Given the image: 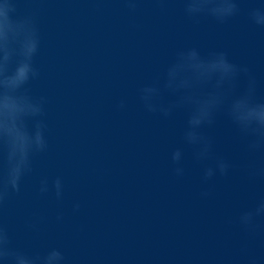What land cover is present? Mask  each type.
<instances>
[{"label":"water","instance_id":"95a60500","mask_svg":"<svg viewBox=\"0 0 264 264\" xmlns=\"http://www.w3.org/2000/svg\"><path fill=\"white\" fill-rule=\"evenodd\" d=\"M131 2L17 0L18 15L37 14L41 76L30 88L47 99L49 148L0 205V226L12 246L59 248L66 264H264V218L255 234L237 223L264 197V176L248 171L264 157L247 153L220 117L206 134L232 162L229 174L203 183L204 166L186 149L177 177L171 153L182 145L186 112L164 117L140 100L177 51L192 47L223 49L247 64L264 95V28L248 18L256 0H239V15L223 24L190 19L184 0ZM57 176L63 199L41 195L40 180Z\"/></svg>","mask_w":264,"mask_h":264},{"label":"clouds","instance_id":"9594fccd","mask_svg":"<svg viewBox=\"0 0 264 264\" xmlns=\"http://www.w3.org/2000/svg\"><path fill=\"white\" fill-rule=\"evenodd\" d=\"M130 7L135 4L130 0ZM17 0H0V205L10 192L19 193L25 177L34 172L35 158L48 151V124L45 96H34L31 84L40 79L36 57L41 49V33L36 12L17 13ZM185 14L193 20L211 18L226 23L240 13L239 0H184ZM252 24L264 28V0H256L249 10ZM247 64L235 62L223 49L206 54L196 47L177 51L162 76L140 89V100L151 113L170 117L186 112L182 145L171 153L177 177L185 175L182 162L191 149L194 160L203 165L202 182L218 174L227 176L233 164L216 155L215 141L206 130L226 118L246 141V151L257 161L264 157V95ZM120 107H125L122 101ZM250 176H264V166L249 165ZM54 191L61 200L65 193L62 177L40 180L39 193ZM208 191L201 193L209 196ZM80 204H74L78 212ZM264 218V197L255 206L242 209L237 223L255 234ZM57 219H62L58 216ZM0 264H66L59 248L22 251L12 246L8 230L0 226Z\"/></svg>","mask_w":264,"mask_h":264}]
</instances>
